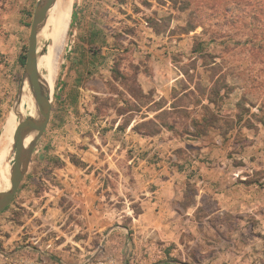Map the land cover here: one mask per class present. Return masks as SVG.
<instances>
[{"label": "rangeland", "instance_id": "obj_1", "mask_svg": "<svg viewBox=\"0 0 264 264\" xmlns=\"http://www.w3.org/2000/svg\"><path fill=\"white\" fill-rule=\"evenodd\" d=\"M41 1L0 0V162L38 118L21 94ZM38 49L50 120L0 251L33 233L108 251L131 236L173 264H264V0H67ZM81 200L114 224L88 235Z\"/></svg>", "mask_w": 264, "mask_h": 264}, {"label": "water", "instance_id": "obj_2", "mask_svg": "<svg viewBox=\"0 0 264 264\" xmlns=\"http://www.w3.org/2000/svg\"><path fill=\"white\" fill-rule=\"evenodd\" d=\"M57 0H42L37 7L28 43L25 73L37 106L38 118H27L22 122L14 134L15 157L11 167V176L8 191L0 193V213H3L12 204L21 183L28 172L29 164L35 149L42 138L51 114L50 97L44 92L40 82L38 70V36L45 25L48 15ZM35 133L28 145H24L23 137Z\"/></svg>", "mask_w": 264, "mask_h": 264}, {"label": "built area", "instance_id": "obj_3", "mask_svg": "<svg viewBox=\"0 0 264 264\" xmlns=\"http://www.w3.org/2000/svg\"><path fill=\"white\" fill-rule=\"evenodd\" d=\"M98 234L99 232H94L93 236ZM42 239L43 236L41 238L33 233L25 242L18 240L11 250H1L0 264H173L166 260L150 262V252H140L131 236H128L123 246L116 251H108L105 246H83L82 241L69 244L66 236L44 239V243ZM57 242L60 244L56 245ZM67 247L69 257L55 254L56 251L66 250Z\"/></svg>", "mask_w": 264, "mask_h": 264}, {"label": "crops", "instance_id": "obj_4", "mask_svg": "<svg viewBox=\"0 0 264 264\" xmlns=\"http://www.w3.org/2000/svg\"><path fill=\"white\" fill-rule=\"evenodd\" d=\"M91 189L92 188H88V192ZM96 201L97 200H86L85 202H83L81 200L80 202H77L80 209L83 210L82 213H84L87 219L86 225L88 229H86V232L90 235H93L94 232H99V233L105 232L106 229H108L114 224V220H115V216H112V214H107V211H103L104 209L102 208L103 206L102 204L99 205L100 203H97L98 207L96 208ZM158 202H163V200H156L155 204H158ZM148 210L149 211L145 210L144 213L142 214V216L146 217L147 219H153L154 217L157 216L161 217L163 215L162 213H158L151 209ZM134 245L142 253L150 252L149 253L151 256V258L149 259L150 262H156L157 260H161V261L164 260L161 252L155 253V250H153L155 244H147L146 242L145 246L140 245L141 247H139L134 239Z\"/></svg>", "mask_w": 264, "mask_h": 264}, {"label": "bare ground", "instance_id": "obj_5", "mask_svg": "<svg viewBox=\"0 0 264 264\" xmlns=\"http://www.w3.org/2000/svg\"><path fill=\"white\" fill-rule=\"evenodd\" d=\"M66 1L67 0H57L56 1V3L54 4V6L52 7V9L49 12L48 19H47L45 25L43 26L41 32L39 33V37H41L42 39H45V37H46L48 31L50 30L51 26L54 25L55 22L60 17L63 6L66 3ZM38 52H39V49H38ZM41 53L39 54V57H40ZM39 57H38V62H39ZM21 98L23 101H25V106H26L25 112L22 115L23 116L28 115V116L34 117L35 114L37 113V106L34 102L32 95L29 93L28 90L25 89L21 94ZM22 115H21V117H22ZM17 126H18V124L16 122L14 130H13L12 135H11L9 142H8V150L10 149V144L13 141V137H14L13 134L15 133V129ZM34 136H35V133L33 132V133H30V134L26 135L25 137H23L24 145L25 146L28 145L32 141ZM8 150H7L6 155L3 157L2 161L0 162V179L2 178L0 181V193H5L8 191V183H9V179L11 176V167H12L13 157H12V160L9 159Z\"/></svg>", "mask_w": 264, "mask_h": 264}, {"label": "trees", "instance_id": "obj_6", "mask_svg": "<svg viewBox=\"0 0 264 264\" xmlns=\"http://www.w3.org/2000/svg\"><path fill=\"white\" fill-rule=\"evenodd\" d=\"M240 1L245 2L246 0H240ZM260 23H261V22H260Z\"/></svg>", "mask_w": 264, "mask_h": 264}]
</instances>
